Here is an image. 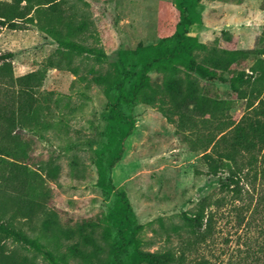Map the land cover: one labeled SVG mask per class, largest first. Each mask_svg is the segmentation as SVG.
<instances>
[{"label": "rangeland", "instance_id": "1", "mask_svg": "<svg viewBox=\"0 0 264 264\" xmlns=\"http://www.w3.org/2000/svg\"><path fill=\"white\" fill-rule=\"evenodd\" d=\"M179 3L63 0L67 13L85 26L81 38L102 49L101 61L84 49L59 45L36 20L0 28V53H13L15 75L45 72L41 90L50 107L41 125L23 131L17 147V162L29 177L21 191L15 182L3 181L7 170L0 165V211L20 200L28 216L24 229L32 240L27 248L8 240L9 249L22 251L34 264H137L141 251L165 249L184 250L185 264L201 258L208 264H231L245 237L253 242L261 238L259 214H254L252 228H245L250 211H241L245 220L238 225L234 206L242 202L221 188L227 170L208 175L200 165L203 147L196 131L179 136L157 109L118 98L146 59L175 44ZM186 14L187 36L199 43L263 51L239 67L251 79L257 74L251 67L262 70L256 85L264 87V0H200L187 6ZM212 87L228 90L219 82ZM114 107L121 111L119 122L112 120ZM255 176L244 182V198L264 193V151ZM204 197L206 213L214 214L212 229L206 240L189 244L184 216H192ZM86 219L100 225L86 243L88 252L64 263L62 254L78 239L72 231Z\"/></svg>", "mask_w": 264, "mask_h": 264}, {"label": "trees", "instance_id": "2", "mask_svg": "<svg viewBox=\"0 0 264 264\" xmlns=\"http://www.w3.org/2000/svg\"><path fill=\"white\" fill-rule=\"evenodd\" d=\"M199 2L180 0L182 13L173 35L175 44L161 55L146 59L128 89L119 90L118 98L157 109L169 123L175 125L179 136L196 131V141H201L203 147L200 165L208 175L227 170L221 188L232 192L234 201L242 202L234 206L239 210L238 225L245 220V216L240 215L241 211H250V218L246 219L244 227L252 228L256 213L260 216V224L264 223V193L256 199L249 193L244 198L243 190L244 182L251 175L256 177L258 161L264 151V87L256 85L262 76L261 69L251 67L252 73L257 72L251 79L239 66L252 55H262L263 51L207 46L188 37L190 21L186 14L187 6ZM62 5L63 0H0V28L16 29L23 20H36L59 45L70 51L76 47L84 49L96 60H103L105 54L102 49L86 44L81 38L85 26L76 20L73 13H67ZM186 41H189L188 45ZM12 56L11 51L0 53V165L7 170L3 181L9 184L15 182L21 191L29 177L17 162V147L23 131L41 125L42 118L50 113V107L45 92L41 90L45 72L34 70L15 75ZM52 62L50 60L49 64ZM67 66L72 69L70 64ZM214 82L227 84L228 90L214 89ZM235 106L238 107L236 111ZM120 114L121 111L114 107L112 120L119 122ZM199 122L207 129L206 135L201 133ZM249 195L251 197L247 198ZM27 200L32 205L39 204V201ZM207 201L208 198L204 197L192 216H184L185 226L192 236L188 239L189 244L206 240L211 232L214 214L206 213ZM16 203L18 205L11 210L5 206L0 211V264H34L22 251L6 246L8 240L21 243L23 248L32 243L24 229L28 223L24 218L28 216L19 206L20 200L17 199ZM82 225L72 231L78 239L68 245L67 251L62 254L64 263L76 253L88 252L86 243L93 241V233L100 226L91 219L84 220ZM259 228L261 238L253 242L250 237H245L240 256L231 264H264V226ZM184 260V250L179 254L171 249L141 251L137 264H185ZM194 262L208 264L203 258Z\"/></svg>", "mask_w": 264, "mask_h": 264}]
</instances>
